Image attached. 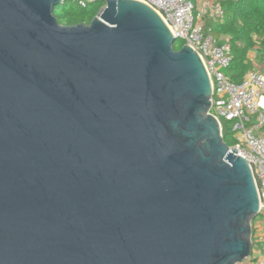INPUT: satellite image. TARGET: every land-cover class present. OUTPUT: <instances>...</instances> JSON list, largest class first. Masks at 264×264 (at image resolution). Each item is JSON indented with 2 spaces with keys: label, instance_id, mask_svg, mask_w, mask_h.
Segmentation results:
<instances>
[{
  "label": "water",
  "instance_id": "95a60500",
  "mask_svg": "<svg viewBox=\"0 0 264 264\" xmlns=\"http://www.w3.org/2000/svg\"><path fill=\"white\" fill-rule=\"evenodd\" d=\"M0 0V264H241L259 197L196 52L133 0L63 26Z\"/></svg>",
  "mask_w": 264,
  "mask_h": 264
},
{
  "label": "built area",
  "instance_id": "2783aa9c",
  "mask_svg": "<svg viewBox=\"0 0 264 264\" xmlns=\"http://www.w3.org/2000/svg\"><path fill=\"white\" fill-rule=\"evenodd\" d=\"M86 7L91 0H74ZM165 22L170 32L183 46L190 47L200 57L212 86L209 115L214 117L224 138V124H230V152L244 159L250 167L259 197L261 234L264 240V37L255 38L256 46L250 59V69L239 83L232 81L228 71L232 64L229 39L221 41L213 34L210 23H222L224 0H141ZM212 20V22H209ZM255 235L254 221L252 222ZM241 264H264V254L251 253Z\"/></svg>",
  "mask_w": 264,
  "mask_h": 264
},
{
  "label": "trees",
  "instance_id": "16d2710c",
  "mask_svg": "<svg viewBox=\"0 0 264 264\" xmlns=\"http://www.w3.org/2000/svg\"><path fill=\"white\" fill-rule=\"evenodd\" d=\"M105 7L103 2L79 6L74 0H65L55 13L57 21L63 26L90 24ZM224 20L222 23H210L213 34L221 41L229 39L232 46V64L228 75L232 81L239 83L250 69L249 54L256 46L255 38L264 37V0H224L222 2ZM177 41L175 49L183 47ZM224 132V141L233 146L235 141Z\"/></svg>",
  "mask_w": 264,
  "mask_h": 264
},
{
  "label": "crops",
  "instance_id": "0c3cea01",
  "mask_svg": "<svg viewBox=\"0 0 264 264\" xmlns=\"http://www.w3.org/2000/svg\"><path fill=\"white\" fill-rule=\"evenodd\" d=\"M255 57H256L255 53L251 52L249 54L250 59H254ZM252 241H253L252 252L254 254H259V255L264 254V240L262 239L261 234L254 235V237L252 238Z\"/></svg>",
  "mask_w": 264,
  "mask_h": 264
},
{
  "label": "rangeland",
  "instance_id": "374dc122",
  "mask_svg": "<svg viewBox=\"0 0 264 264\" xmlns=\"http://www.w3.org/2000/svg\"><path fill=\"white\" fill-rule=\"evenodd\" d=\"M209 22H212V20H210ZM178 50H180V48ZM223 124H224V128H225L226 133H229L228 136H229V138H231L232 134H231V126H230V124L225 123L224 121H223ZM254 228H255V235H260V234L263 233V228H262L261 223H260V216H257L255 218V220H254Z\"/></svg>",
  "mask_w": 264,
  "mask_h": 264
},
{
  "label": "bare ground",
  "instance_id": "6f19581e",
  "mask_svg": "<svg viewBox=\"0 0 264 264\" xmlns=\"http://www.w3.org/2000/svg\"><path fill=\"white\" fill-rule=\"evenodd\" d=\"M133 1H137V2L143 3L141 0H133Z\"/></svg>",
  "mask_w": 264,
  "mask_h": 264
}]
</instances>
